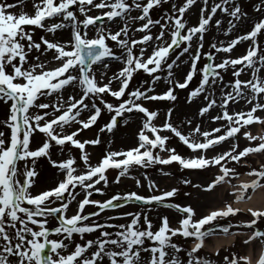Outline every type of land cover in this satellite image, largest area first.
Instances as JSON below:
<instances>
[{"label":"snow or ice","instance_id":"1","mask_svg":"<svg viewBox=\"0 0 264 264\" xmlns=\"http://www.w3.org/2000/svg\"><path fill=\"white\" fill-rule=\"evenodd\" d=\"M19 2V0H18ZM167 0H34L35 12L28 15L23 12L17 14L9 11L15 5L11 3H0V101L9 105V115L4 124L10 130V135L6 138L5 133L0 131V264H212L198 252L204 245L206 238L217 233V226L213 225L218 218H226L236 215L240 209L225 204L223 208L211 210L201 217L196 216L195 209L190 206L166 203L168 198L176 195L178 189L162 191L155 194L157 184L148 180V194H140L136 191L126 193H116L105 201L90 199L92 192L103 194V188L95 187L101 181L107 185L105 172L109 168L119 169L116 182L120 177L128 174L129 168L133 165L146 168L153 164L167 165L176 162L184 169H204L211 166H218L219 173L206 186V191L213 190L218 184L230 182L232 177H238L234 168L227 167L229 161L240 163L243 157L251 153L264 151V137H259V143L255 146H247L240 151H236L238 145H232L229 150L212 157L205 155L207 150L220 144L230 137H235L240 132L241 127L254 122L264 123V118L254 115L257 110H264V78L258 75L259 69L256 64L264 67V54L257 37L264 34V18L255 22L250 31L246 34L232 38L227 44H212L211 47L217 52L230 54L233 48L241 41H250V46L246 54L222 60L220 63H206L199 71V87L190 93V97H197L205 92L206 87L218 83L220 73L216 69H227L232 67V75L237 77L231 83L230 91L222 90L221 108L222 112L211 117L213 121L224 120L226 125L213 128L211 131H201L196 125L192 132L199 134L202 139L197 140L190 135H185L171 122L162 125L163 130L170 131L193 153L200 152V155H193L185 158L178 154L174 148L167 147L168 136L159 134L161 128L152 124V120L157 116V112L149 110L142 101L148 100H168L177 99L174 89H184L192 81L197 73V63L201 59V49L203 48V34L207 31V26L212 21V16L221 10L231 17L239 20L242 14L239 6L230 3V0H220L214 3L208 14L202 15L196 26H187L183 22V15L186 10L195 3V0H182V6L172 5V9L179 13L180 18L167 16L166 19L174 21L168 40H164L165 25L159 20L150 18V10L154 6L166 3ZM208 0H204L207 5ZM76 7L80 14L84 16L80 20L72 10ZM135 8L140 11V15L131 16V10ZM92 9H108L99 15H88ZM257 11H264V0ZM103 17L109 21L116 18L143 20L137 31L144 32L139 39H124L128 35V26L119 28L116 31L106 29L103 25L98 26V22ZM59 18V19H57ZM52 21L45 24L44 21ZM72 27V33L67 41L49 40L44 36L37 42L33 39L32 33L25 26H34L46 29L48 33L55 34L58 30L64 29L68 25ZM83 24L87 29L89 25L96 30L94 37H89L87 31H81L78 27ZM160 24L161 31L153 37L150 26ZM215 24L220 26L221 21L216 20ZM193 37H196V49L189 57V71L181 80H172L174 65L179 60V56L169 61L170 52L174 48L181 46L184 42L181 54L189 53L192 48ZM155 39L157 43L151 53L145 57V48H140L139 54L133 52V48L138 44H146ZM108 40L115 42V45L125 51L126 55L118 56L107 43ZM42 45L44 51H51L52 61H59L55 67L48 68L45 61L30 62L29 54L33 51L40 52ZM208 61H213L211 53H207ZM39 61V56L35 58ZM108 59L123 60V67L118 73H113L108 82L105 83V71H100L99 79L93 71V65H102L107 70ZM28 67H25V65ZM241 65V68H237ZM168 69V87L162 94L150 95L153 91L151 87L147 90L136 89L127 92L133 74L139 70L152 77V83L159 81V75H153L162 67ZM244 66L253 68L252 79L241 80L239 76L244 70ZM222 79V78H220ZM118 81L117 87H111L113 81ZM77 85L80 88L79 95H70L67 99L57 96V103L42 99L49 97L53 93H61L66 86ZM245 90L251 95L245 96ZM235 94V95H234ZM111 95L118 101L117 104L106 102L103 97ZM121 97L124 99L121 100ZM92 98V102H86ZM99 98V104L109 113V122H106L101 132H112L117 126V117L125 113L134 111L142 113L145 117L144 123L138 132V141L135 147L126 151H107L98 163H89V157L85 153V145H96L100 143L97 137L92 140L81 141L77 139L79 132L89 129L94 125L101 115L102 108L95 102ZM237 98L246 99L247 103H255L248 111L229 113L228 104L236 101ZM208 103L200 108L199 114L204 115L214 105L215 99L204 97ZM49 108L53 109V114L49 118ZM32 109L38 111L32 112ZM82 110H88L86 116H82ZM170 120L171 110L168 112ZM75 123L76 129L70 133H64L65 126ZM222 128L224 131L222 132ZM59 129V131L57 130ZM42 133L46 139L35 149L30 148V138L36 132ZM219 133V135H214ZM243 135L249 141L257 140L256 136L245 131ZM51 142L63 146L70 143L78 148L81 153V160L84 164V171L77 173L76 161L67 158L63 161L52 163L63 170L64 178L59 180L56 186L33 194L30 189L34 184V177L37 175L35 168L30 164L40 157H48ZM167 151L169 155L162 158L155 153V149ZM23 161V170L18 169V163ZM223 162V163H222ZM19 176L22 177L18 178ZM170 175V173H163ZM248 175L255 176L251 183H242L239 194L235 196L237 202L245 199L244 193L251 188L255 191L258 187L264 186V168L261 170L252 169ZM147 179V177L145 178ZM189 183V181H184ZM137 187L140 181H136ZM77 187L84 190L82 199L76 200L74 189ZM91 190V191H90ZM68 194L66 202L65 194ZM250 199V196L248 197ZM72 201L76 202L74 214L67 215V210ZM136 201L144 205L152 203H165L166 207H174L182 213L178 221V227L172 228L168 217H161V223L156 230H153L152 222L141 212H127L122 215L131 217L130 221L121 224L98 223L89 221L92 216H99L105 210L123 207L124 204ZM56 203V206L53 204ZM94 205L98 211L84 213L85 206ZM248 212L253 219L244 223V227L252 228V234L244 243L247 244L254 238L264 237V231L256 228L258 220L264 218V210L249 208ZM22 214V215H21ZM58 214V215H57ZM143 215V224L141 217ZM56 216L58 226L47 227L48 217ZM116 217H109V220ZM35 227H32V226ZM209 226V227H205ZM116 229L114 234L107 230L100 231L96 239H89L85 243L73 241V235L81 237L85 233H92L98 229ZM223 234L230 233V226L219 228ZM179 234L181 237L191 238V246L186 250V260H182L178 255L184 249L172 242V237ZM55 236L57 238H50ZM67 241V243L65 242ZM150 241L151 246L146 245ZM71 249V251H69ZM168 249L172 251L169 252ZM148 253L149 256L142 258L141 253ZM218 254V253H217ZM227 264H251L247 256L231 257L225 256ZM257 264H264V253H262Z\"/></svg>","mask_w":264,"mask_h":264},{"label":"rangeland","instance_id":"2","mask_svg":"<svg viewBox=\"0 0 264 264\" xmlns=\"http://www.w3.org/2000/svg\"><path fill=\"white\" fill-rule=\"evenodd\" d=\"M15 2L18 0H0V3H11L15 5ZM38 2V0H36ZM137 2H142L137 0ZM34 3V1H33ZM220 3V0H208L207 5H204V0L195 1V3L190 6L186 12L184 13L183 22L191 27L196 26L199 22V19L202 15L208 14V9L214 4ZM230 3L235 4L240 7L241 13L246 14L242 15L241 19L237 20L228 13L223 12L221 10H217L214 14L213 19L210 25L207 26V31L203 34V48L201 51V59L197 63V73L194 75L192 81L187 86V88L174 89V94L176 95L177 99L175 101H168V100H144L142 103L144 106L149 108L151 111L157 112V116L152 120V124L161 128L159 132L162 136H168L169 139L166 142V148L171 147L176 150L178 154L181 156L188 158L193 155H200V152L193 153L190 149L187 148L185 144H183L177 137H175L170 131L163 130L162 125L167 121L171 122L175 127H177L182 133L185 135H190L192 138L200 140L202 137L199 134L192 132V129L199 125L201 131H211L213 128L220 127L221 125H226L227 122L224 120H216L213 121L211 117L216 116L222 112L221 108V99H222V90L223 91H230L231 90V83L237 78L232 75L233 69L229 66L227 69H219L220 77L218 78V83L215 85H210L206 87L205 92L201 93L197 97H190L191 91L195 88L199 87L200 84V77L202 73L199 71L206 63L207 53H211L214 55V63H220L224 59L228 58H235L246 54L250 46V41L248 45H244V41L238 43L232 50L230 54L224 52H217L216 49L212 48V44H217L219 47L222 43L227 44L232 38L237 36H241L246 34L248 31L251 30L253 24L257 22L259 19L264 18V11H257V7L261 6V0H230ZM18 4H22L23 7L18 6L17 10L14 6L13 8L9 9V11L15 12L17 14L23 12L28 15H33L35 12L34 7H31V1L29 0H19ZM176 5L177 7L182 6V0H167L166 3H162L154 10H150V18L154 21L160 20L161 24L165 25L163 29L165 32L164 40H168L170 36V31L173 28L174 21L166 19L167 16H175L176 18L179 17V13L172 9V5ZM196 9L194 15L189 17V13L191 10ZM76 15L80 20L84 19V16L79 13L78 9L74 10ZM92 14V13H88ZM140 11L133 8L131 10V16L140 15ZM59 19V18H57ZM163 19V21H161ZM108 20V19H105ZM132 19H116L113 21H106L103 25L106 29L111 31H116L119 28L128 26V35L130 34V28L133 29V25L131 23ZM216 20H220V26L215 24ZM137 22L136 28H139L140 25L145 23L143 20H133V22ZM52 21H44L45 24H48ZM68 26L64 29L58 30L55 34L48 33L46 29L42 28H27L33 35V39L37 42L40 41V37L44 36L49 40H56V41H67L72 33V27L68 22H65ZM78 27L80 30L87 31L88 36L94 37L96 35V30L93 26H88L87 29L84 28L83 24H79ZM91 27V28H90ZM161 31L160 24H154L150 26V32L153 37L158 35ZM144 33V32H142ZM140 34V36L142 35ZM133 34V33H132ZM127 35V36H128ZM144 35V34H143ZM142 35V36H143ZM127 36H124L125 39ZM141 36V37H142ZM138 35L130 36L132 39H136ZM259 46L261 49V54H264V34L259 35L258 37ZM139 40V38H138ZM42 43V42H41ZM107 43L112 47L113 51L118 55L123 57L126 55L125 51L119 48L118 46L115 47V42L108 40ZM160 43L153 39L152 41L147 42L146 44H138L133 48V52L135 54H139L140 48H145V57L153 50V47ZM184 46V42L182 46L178 47L174 53L169 56V61L175 59L179 56V60L174 65L173 68V76L171 77L172 80H181L183 75L189 71V57L196 49V37H193L192 41V48L190 49L189 53H182ZM50 55L52 56L51 51H44V46L40 52L33 51L29 54V61L30 62H39L42 60L43 57ZM39 56V61L35 58ZM111 63V64H110ZM109 65L108 69L105 70L102 68V65H93V71L97 78L99 79L100 71H105L106 75L104 78L105 83L108 82V79L111 78L113 73H118V71L123 67V60L114 59L110 62H107ZM180 65V66H179ZM25 67H28L26 64ZM48 68H52V66H47ZM238 69L241 68V65L236 66ZM256 68L259 69L258 75L261 78H264V67H261L259 63L256 64ZM261 69V70H260ZM254 69L244 66V70L241 72L239 79L241 80H250L252 79V73ZM168 69L162 67L161 70L153 75H159L161 79L154 84L152 83V77L149 76L147 73L143 72V70H139L133 74V77L129 83L127 92H131L136 89L140 90H147L149 87L153 89V91L149 92L150 95H157L162 94L168 87L171 85L168 84L169 77L167 75ZM222 78V79H220ZM118 81H113L111 87L115 89L117 87ZM247 92V93H246ZM80 88L77 85H69L64 88V90L57 94L53 93L49 97H43L42 99L50 100L52 103H57V96L59 95L63 99H67L70 95H79ZM235 95V94H234ZM251 94L245 90V96H250ZM205 96H208L209 99H215L216 105H214L207 113L204 115L199 114L200 108L204 107L208 101L204 99ZM103 99L112 104H117L118 101L116 98L112 97L111 95H105ZM124 97H121V100ZM91 103L92 98H89L88 101ZM97 106L102 108L101 115L96 121V123L90 127L89 129H84L79 132L77 139L81 141L84 140H92L95 138L100 139V143L96 145L87 144L85 145V153L89 157V163L95 165L99 162L102 156L107 151H126L131 147H135L138 141V132L143 126L145 117L142 113L134 111L133 113H125L123 116L117 117L118 124L113 129L112 132H101L100 128L106 122H109L110 116L114 115V113L107 112L106 109H103L102 105L99 104V98L95 101ZM264 103V100L260 101ZM11 101L5 103L4 101H0V131L5 133V137L7 138L10 135V130L4 124V121L7 119L9 115V105ZM255 101L252 104L247 103L246 99H241L240 101H230L228 104V111L229 113L239 112V111H248L251 109ZM171 110V117L169 120L168 112ZM32 112L38 111L37 109H32ZM49 112V118L53 114V109L49 108L47 110ZM88 114V110H82V116H86ZM256 116H260L264 118V110H257L254 114ZM78 125L75 123L66 126L63 129L64 133H70L74 129H76ZM59 131V129H57ZM224 128H222V132ZM245 131H249L251 135L256 136L257 140L249 141L243 133ZM214 135H219L216 133ZM259 137H264V123L254 122L250 125L241 127L240 132L236 134L235 137L225 141L223 144L217 145L215 147L210 148L205 155L208 157L215 156L217 154L223 153L230 149L232 145H238L236 151H240L247 146H255L258 144ZM46 139V137L39 133L38 131L33 134L30 138V148L35 149L42 144V142ZM155 153L159 154L162 158H166L169 153L167 151H160L158 148L154 150ZM67 158H73L76 161L75 167L77 169V173L84 171V164L81 160V153L80 150L70 143H65V145L60 146L56 145L55 142H51V147L49 149V156L48 157H40L36 158L31 164V167L35 168L37 175L33 178L34 184L31 187L30 191L33 194L39 193L43 190L52 188L56 186L59 180L64 178L63 170L59 169L58 167L54 166L52 163L53 161L60 162ZM223 163V162H222ZM24 162L21 161L18 163V169L21 171L23 170ZM229 168H234L237 173H240L238 177H232L230 182L220 183L218 184L213 190L206 191V186L215 178V176L219 173L218 166H211L204 169H184L179 166L176 162L167 165H160V164H153L146 168H141L139 166H131L129 168L128 174L125 176L120 177L119 182H116V177L119 173V169L109 168L106 170L105 175L107 177V185L104 184L103 181L100 184H97L95 187L103 188V194L92 192L96 194V200L105 201L110 198L112 195L116 193H126L130 191H136L140 194H148L147 183L148 180L154 181L157 184V189L154 190L155 194H160L162 191L170 190L172 188H177L178 191L176 195L172 198H168L166 202H172L176 204H180L181 206L190 205L196 211V216L201 217L206 215L208 211L223 208L225 204H232L235 202V196L239 193V187L242 183H251L252 180L255 179V176L248 175L252 169L261 170L264 168V151L258 154H249L246 157L241 159L240 163H236L233 161H229L226 165ZM163 173H170V175H163ZM147 177V179H145ZM18 178H21L18 173ZM140 181V186L137 187L136 181ZM189 181V183H184V181ZM261 184L264 185V180L261 181ZM263 195H264V186L257 188ZM75 193L76 200H80L83 198L85 192L84 190L77 187L73 190ZM91 191V190H90ZM252 191L249 188L244 195L247 197L251 196ZM66 202L68 200V194H65ZM92 199V196L90 197ZM56 204V203H54ZM53 204V206H55ZM94 205H87L85 206L84 213H91L94 210ZM76 210V202L72 201L70 203V207L67 210V215L74 214ZM135 213L141 212L143 215H146L148 219L152 222L153 230H156L161 223V217H168L169 224L172 228L178 227V221L181 219L182 215L178 214L176 211L163 208V207H141L135 204L128 205L127 207L116 209V210H109L97 217H93L89 221H85V223H91L92 221H96L98 223H112V224H121L127 223L130 221L131 217H125L123 213ZM241 213V212H240ZM22 215V214H21ZM143 215L141 217V223L143 224ZM238 216V215H237ZM109 217H116L115 219L109 220ZM32 226V225H29ZM58 226L57 221L54 219L48 218V225L49 228H54ZM35 227V226H32ZM107 230L109 232H114L116 229L108 228V229H98L92 233H85L82 237L78 234L73 235V241L76 243H85L89 239H96L99 236L100 231ZM180 235L177 234L173 236L172 242L176 243L177 245L181 246L184 251H181L178 255L182 260H186V250L190 247V241L182 238ZM50 238H57L52 236ZM67 243V241H65ZM150 241H146V245L151 246ZM212 240L206 239L204 242L203 247L198 252V255H201L207 259L212 261V264H227L224 261L225 256H231V254L238 255V250L246 254L247 252L259 253L264 251V247L261 248L259 244H255L254 246H244L237 244L235 249L231 251V253L225 254V256H220L214 254ZM71 251V249H69ZM171 252V249H168ZM246 251V252H245ZM264 253V252H263ZM142 258H146L149 256L148 253L142 252Z\"/></svg>","mask_w":264,"mask_h":264},{"label":"bare ground","instance_id":"3","mask_svg":"<svg viewBox=\"0 0 264 264\" xmlns=\"http://www.w3.org/2000/svg\"><path fill=\"white\" fill-rule=\"evenodd\" d=\"M195 12H196V9L191 10L190 13L188 14L189 17L191 15H194ZM40 61L48 62L47 66H53V67H55L59 64L58 61H52L50 55L43 57L42 60H40ZM237 206L241 207L242 209H246L249 207V208H253V209H263L264 210V195L261 192H256V193H254L250 202L237 204ZM233 241H234V237H230V236L216 238L213 250L218 251V249L222 248L223 246H229Z\"/></svg>","mask_w":264,"mask_h":264}]
</instances>
